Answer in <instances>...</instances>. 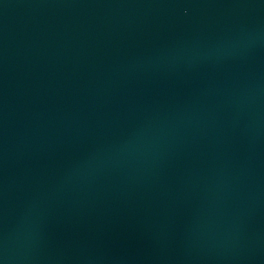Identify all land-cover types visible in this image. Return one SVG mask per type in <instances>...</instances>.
Masks as SVG:
<instances>
[{"label": "water", "instance_id": "1", "mask_svg": "<svg viewBox=\"0 0 264 264\" xmlns=\"http://www.w3.org/2000/svg\"><path fill=\"white\" fill-rule=\"evenodd\" d=\"M0 264H264V0H0Z\"/></svg>", "mask_w": 264, "mask_h": 264}]
</instances>
